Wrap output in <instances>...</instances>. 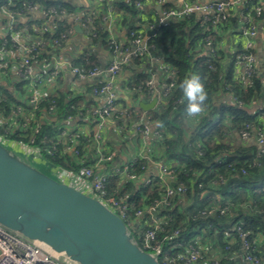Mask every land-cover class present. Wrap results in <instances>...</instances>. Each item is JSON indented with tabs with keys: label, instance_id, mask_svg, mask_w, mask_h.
Here are the masks:
<instances>
[{
	"label": "built area",
	"instance_id": "built-area-1",
	"mask_svg": "<svg viewBox=\"0 0 264 264\" xmlns=\"http://www.w3.org/2000/svg\"><path fill=\"white\" fill-rule=\"evenodd\" d=\"M4 1L5 3L0 5V73L7 75L14 71L20 84L24 82L22 91L25 90V93L21 91L23 95L16 99L14 104H10V109L5 110V107L0 109V137L20 135L28 138V142L24 145L37 158H42L43 154L53 157L59 152L60 147H63L64 152L71 153L82 163L77 175L72 172L70 174L85 181L88 184L87 187L92 189L93 196L104 202L126 223L132 232L137 233L141 241L140 246L144 251L157 255L160 264H199L205 252L199 238H196V244H190L188 247L182 248L181 242H175L172 248L166 249L163 242L178 239L180 230H173L169 236L163 238L159 236L160 233L166 232L167 223L171 220L169 215H164L163 212L176 207V201L188 195L189 187L185 183L179 182L176 171L163 161L154 164L157 167L155 173H150L152 171L147 170V166H145L142 175H138L134 171L137 159L115 164L113 162L118 156L117 152L108 150L104 145V130L107 124L112 120L124 118L136 119V133L142 138L145 139L148 136H153L156 139L162 138L161 128H155L152 125L148 112L138 117L136 111L130 112V109H121L115 84L124 67L136 60L151 59L165 81L164 87L160 89L156 80L149 78L145 82H141L134 91L141 96L150 97L151 100L156 99L154 110H165L168 97L177 88L178 71L167 65L163 59L152 55L154 45L150 43L149 37H146L145 30L153 31L160 27H166L173 21L197 16L200 26L211 30L204 39V47L210 68L215 70L216 64L221 59L222 43L215 40L214 37L221 35V27L230 19L231 12L237 7H243L247 20L240 30V36L246 40V51L236 56L235 66L237 68L243 66V71L237 75V78L245 90L250 88L257 69V56L252 53L254 39L257 36L255 19L262 20L264 18V0H174L177 5L170 8L166 7L169 0H159L161 9L157 22L149 24L147 28L142 23H138L139 29L131 32L129 43L121 42L113 34L114 15L113 8L110 7L108 14L102 19L104 28L109 35V60L104 66L98 65L87 70L80 68L75 60L67 59L64 47L75 35L77 26L88 35L90 43L93 41L97 36L94 20L97 13L100 12L99 6L94 4L83 7L82 0H66V2L72 1L77 4H74L73 11H68L61 5L59 8H47L36 1H26L23 2L20 9H14L15 0ZM147 2L149 3L151 0H140L138 7ZM24 18L28 23L18 24V21ZM61 19L66 22V27L63 30L58 24V20L61 21ZM65 72H68V75L77 83L88 85L91 88L92 96L99 101L98 105L92 109H78L76 117L69 116L66 120V123H69L76 118H85L94 124L92 139L97 144V157L93 165L84 164L81 148V144L90 142L91 139L88 136H83L77 129L67 131V134L65 128L61 129L55 140L49 142L45 138L41 141L43 146L36 144L37 136L43 130V126L55 122L57 111V100L55 99L47 101V105H44V101H46L45 86ZM71 98L69 97V99ZM182 100L180 98L176 103L182 104ZM4 102L6 100L0 99V106ZM231 102L246 106L244 102L233 95ZM72 109L76 108L72 106ZM65 135H67V141L64 143ZM240 136L242 139L255 141L258 147L257 158L264 155V130L262 128H253L247 125L240 132ZM255 163L257 162L255 161ZM110 165L113 167L109 171ZM242 172L246 174L245 170ZM111 175L118 176L121 184L133 182L147 187L158 182L162 193L148 206L136 209L135 204L130 205L123 197L109 193L108 179ZM199 186L202 187L201 184ZM236 207H244V205L235 206L234 204L230 205L229 202L215 203L205 208L202 215L206 217H212L215 214L225 216ZM234 232L241 243V258L244 264H264L262 253L255 239L251 241L249 233L244 232L239 225L226 229L225 241L228 246L225 249L232 250L235 245L237 238L232 235ZM175 250L181 251L175 253ZM221 256L218 257V260L212 259L204 262L219 264ZM0 264L62 263L42 248L0 225Z\"/></svg>",
	"mask_w": 264,
	"mask_h": 264
},
{
	"label": "trees",
	"instance_id": "trees-1",
	"mask_svg": "<svg viewBox=\"0 0 264 264\" xmlns=\"http://www.w3.org/2000/svg\"><path fill=\"white\" fill-rule=\"evenodd\" d=\"M26 1H36L47 8H59L61 5L68 11L74 10L71 3L60 0H15L14 9H20ZM138 2V0H100V12L94 20L97 36L90 45H99L109 51L110 41L108 34L104 36L106 30L102 19L108 14L111 6L115 10V24L119 25L121 30H125L124 37L130 40L131 32L138 30L137 24L142 23ZM4 3V0H0V5ZM167 7H171V4ZM65 23L58 22L61 30L66 27ZM237 24V20L230 18L221 27V35L214 37L215 40L222 43L228 31L235 30L234 32L237 33L239 29ZM210 31L201 27L197 16L194 15L173 21L166 27H160L156 29L154 35L149 36L150 43L154 45L152 55L163 59L167 65L178 71V75L177 88L168 97L167 108L151 110L148 115L151 123L159 126L162 131V138L158 139L163 149L162 161L176 171L179 182L189 187L186 197L197 201V206L194 204V207L179 210L176 206L172 210L163 212L164 215H169L171 220L167 223L166 232L160 233L159 236L161 238L169 236L173 230L178 229L180 230L178 239L163 242L166 249L172 248L175 242H181L182 248L188 247L190 244H196L195 240L199 238L202 243L207 241L212 248L220 249L223 254L219 264H238L239 255L241 256L242 253L240 240L237 239L238 243L232 247V250L227 251L226 229L239 225L244 232L249 233L251 241H254L253 239L259 234L264 235V155L257 158L258 147L255 144L241 145L234 137L235 133H240L247 125L263 129L260 118L264 114V106L255 114L248 112L245 107L253 100L261 99L264 103V63L260 69H256L253 84L246 90L236 76L235 66L236 56L243 52H237L228 58L221 50V59L216 64V69L211 70L204 47V39ZM125 42L129 43V41ZM199 46L203 48L201 51L197 49ZM132 63L145 64L146 60H136ZM76 64L85 70L102 65L98 57L90 53L78 58ZM193 75L199 76L208 92L205 112L198 118L186 115L187 101L181 89V83ZM133 79L130 85L134 87L148 80L146 74L133 76ZM232 95L246 106L230 102ZM224 96L227 98L226 101L222 100ZM180 98L183 99L182 104H177L176 101ZM13 100L16 101L11 96H7V103L4 102L2 106L10 109V102ZM84 101L85 99L80 96L69 100L66 96L59 95L56 120L43 126V130L37 136L36 144L43 146L41 141L45 138L49 142L55 140L59 126L64 125L69 116L76 117L78 109L88 110L96 106L92 100L84 106ZM44 105H47V101H44ZM72 106L76 109H72ZM134 111L138 117L143 113L140 107H131L130 112ZM8 138L24 144L28 142V138L20 135L8 136ZM42 159L52 167L74 174H77L82 166L74 156L64 152L63 147H60L55 156L49 157L43 154ZM145 166L146 161L139 159L135 162L134 171L142 175ZM243 170L246 174H243ZM108 191L110 194L123 197L130 205L135 204L136 209L148 206L162 193L158 182L147 187L133 182L121 184L118 176L114 175L108 179ZM201 198L203 201L199 203L198 200ZM226 202L244 207H236L225 216L202 215L208 206ZM133 235L141 244L137 233L133 232ZM232 235L237 238L235 232ZM203 255L199 264H206L205 260L210 261L207 259V256H210L209 251L204 252Z\"/></svg>",
	"mask_w": 264,
	"mask_h": 264
},
{
	"label": "water",
	"instance_id": "water-1",
	"mask_svg": "<svg viewBox=\"0 0 264 264\" xmlns=\"http://www.w3.org/2000/svg\"><path fill=\"white\" fill-rule=\"evenodd\" d=\"M76 30L82 33L79 26ZM156 103L140 106L151 111ZM0 225L62 264H160L104 202L48 172L26 148L2 137Z\"/></svg>",
	"mask_w": 264,
	"mask_h": 264
},
{
	"label": "crops",
	"instance_id": "crops-1",
	"mask_svg": "<svg viewBox=\"0 0 264 264\" xmlns=\"http://www.w3.org/2000/svg\"><path fill=\"white\" fill-rule=\"evenodd\" d=\"M62 2L66 3V0H60ZM129 1V0H126ZM140 2V0H138ZM159 0H151V2L144 3L143 5L138 7L140 11V20L143 23L144 26H147L149 24H155L158 20V14L160 12V6H159ZM202 1V0H200ZM73 5L75 9V4L72 1H67ZM75 4V5H74ZM83 7H89L96 4L99 6V10L101 8L100 6V0H82L81 2ZM168 4H171V7L176 6V2L174 0H169ZM166 5V7L168 6ZM113 8V6H111ZM79 8V6H78ZM170 8V7H168ZM110 10V8H109ZM108 10V11H109ZM115 13V10H113V15ZM230 18L237 20L238 22V31L235 33V30L228 31V34L225 35L224 40H222V46L221 50L226 53L228 58L235 55L237 52H244L245 50V44L246 40L240 36V30L245 25V21L247 20L245 18V12L243 7H237L234 11L231 12ZM63 19L58 20L59 22ZM256 20L257 24V36L254 39V47H253V53L257 56V69L261 68V65L264 63V20ZM50 21V20H49ZM115 21V17H114ZM51 22V21H50ZM28 23L27 19H21L18 21V24H25ZM114 28H113V34L117 39H119L121 42L123 41H129L125 39V30H121L119 28V25L115 24L114 22ZM75 35L70 38V40L67 42V44L64 47L65 56L67 59L75 60L77 61L78 58H80L82 55H86L88 53L94 54L98 57L101 64L104 66L107 64L109 60V53L108 51L100 47L99 45H90V42L88 40V35L82 31V33L77 32ZM146 37H149L147 35L146 31ZM221 33V32H220ZM109 36V35H108ZM199 51H201L203 48L198 47ZM149 63V65H147ZM52 68V66H50ZM243 71V66L236 67V76L240 74ZM139 74H146L147 79L154 78L156 80L157 85L159 88L164 87V80L160 72H158L157 68L152 63L151 59H147L145 64H135L132 63L126 68L124 67L122 73L116 80L115 88L120 98V106L121 109L129 110L131 107L138 106L141 108L140 104H149L152 100L150 97H145L139 95L137 92L134 91L136 87L131 86V82L134 80L133 76H138ZM263 75V74H262ZM264 81V78H263ZM24 82L20 84L19 79L16 77V73L12 71L11 73L5 75L0 73V99H4L7 102V96H11L13 99H19L22 94V87ZM131 86V87H130ZM22 91V92H21ZM45 94H46V101H49L51 99L57 100L59 95H64L69 99V97H83L85 99L84 106L88 105V102L91 100L95 102L96 106L98 105L99 101L97 98L92 96L91 94V88L88 85L79 84L74 79H72L68 72L62 73L55 81L51 83H47L45 86ZM25 93V90L24 92ZM70 100V99H69ZM223 101H226L227 98L224 96L222 98ZM228 100L230 101V98L228 97ZM15 101L13 100L10 102V104H14ZM94 104V105H95ZM264 103L260 100H253L247 106L245 107L248 112L251 114L257 113L261 108H263ZM3 108V106H0V109ZM142 109V108H141ZM5 110H7L5 108ZM143 110V109H142ZM149 111H144L143 114ZM57 115V114H56ZM194 118V117H193ZM56 120V118H54ZM144 120V119H143ZM193 120V119H192ZM260 123H262L263 130H264V114L260 118ZM136 120H128L127 118H124L122 120H112L107 124L106 129L104 130V138H105V146L108 150L116 151L118 156L115 159V164H121L123 162H131L133 160H145L147 170H151L150 173H155V170H157V167L154 165L157 162L162 161V155H163V149L160 146L158 139H156L153 136H148L145 139L139 136L136 133ZM153 125V123H152ZM155 128L159 126L153 125ZM66 131V134L74 129H77L80 131V133L83 136H88L91 141L86 142L85 144H81L82 148V157L84 164L93 165L96 157H97V144L92 139V135L94 132V124H92L91 120L85 119V118H76L73 122L66 123L64 122V125L59 126V133L60 130L64 129ZM68 131V132H67ZM235 140L237 143L241 145H247L249 144H255V141L253 139H242L240 136V133L234 134ZM4 139L11 141L18 146H22L23 148H26L24 143H21L18 140H11L8 137H3ZM67 141V135L63 137V142L65 143ZM256 145V144H255ZM27 149V148H26ZM72 155L71 153H68ZM32 158H35L45 169L50 172L57 174L58 176L62 177L65 181L71 182V177H73L70 172L55 168L49 165L45 159L37 158L36 155L31 154ZM73 156V155H72ZM113 166H109L110 168ZM112 169V168H111ZM64 171L66 173L62 175V173L59 171ZM79 186L82 187V189L85 190L86 193L92 194V189L90 187H87L88 184L85 181H82L80 183H77ZM93 195V194H92ZM199 203L203 201V198L198 200ZM179 210H184L186 208L194 207V204L197 206V201L192 200L191 198L188 199V197H182L180 200L176 201L175 203ZM238 239V238H237ZM235 241V244L238 243V241ZM255 242L258 245L259 250L261 251L264 259V235L259 234L255 238ZM202 249L206 252L209 251V255L207 256V259H217L222 255L219 248H212L210 244L206 242H203L200 240ZM238 256V255H237ZM240 263L238 264H244L243 259L239 255Z\"/></svg>",
	"mask_w": 264,
	"mask_h": 264
},
{
	"label": "clouds",
	"instance_id": "clouds-1",
	"mask_svg": "<svg viewBox=\"0 0 264 264\" xmlns=\"http://www.w3.org/2000/svg\"><path fill=\"white\" fill-rule=\"evenodd\" d=\"M184 98L187 101L185 113L188 117L200 116L206 109L208 92L199 76L193 75L181 83Z\"/></svg>",
	"mask_w": 264,
	"mask_h": 264
},
{
	"label": "rangeland",
	"instance_id": "rangeland-1",
	"mask_svg": "<svg viewBox=\"0 0 264 264\" xmlns=\"http://www.w3.org/2000/svg\"><path fill=\"white\" fill-rule=\"evenodd\" d=\"M230 102H231V101H230ZM75 175H77V174H75ZM71 179H72V181H74L76 184L81 182L80 179H77V178H75V177H71Z\"/></svg>",
	"mask_w": 264,
	"mask_h": 264
}]
</instances>
